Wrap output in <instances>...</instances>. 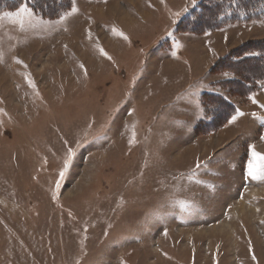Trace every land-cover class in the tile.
Here are the masks:
<instances>
[{
	"label": "rangeland",
	"instance_id": "1",
	"mask_svg": "<svg viewBox=\"0 0 264 264\" xmlns=\"http://www.w3.org/2000/svg\"><path fill=\"white\" fill-rule=\"evenodd\" d=\"M44 1L0 8H33L0 20V264H264V179L247 174L264 88L231 93L211 71L264 40V16L191 32L201 0H75L50 25L72 0ZM208 88L244 115L200 128Z\"/></svg>",
	"mask_w": 264,
	"mask_h": 264
},
{
	"label": "trees",
	"instance_id": "2",
	"mask_svg": "<svg viewBox=\"0 0 264 264\" xmlns=\"http://www.w3.org/2000/svg\"><path fill=\"white\" fill-rule=\"evenodd\" d=\"M15 1L0 0V8L5 7L7 4L15 3ZM54 3L55 0L41 2L42 7L45 9H48ZM261 5H264V0H236L235 4L232 3V0H201L198 7L192 10L185 20L182 21L179 29L186 31L185 29L182 30L183 24L191 32L201 28L202 30L218 28L221 27L220 24L225 22L227 18L237 15L238 11L241 10L244 15L250 14L247 20L255 19L258 16H264V8ZM226 9L231 10L230 14L226 13ZM221 13L225 14L221 15ZM249 51L258 52L261 55L255 57L245 56L244 54ZM211 71H219V73L224 71L232 72L234 74L233 76L220 79L215 85L227 89L231 93L241 94L243 96L250 95L253 92L251 88L256 89L260 87L258 81L264 79V40L260 41L257 45L245 44L238 49L232 50L220 58L213 65ZM202 106L205 114L199 120L198 124L201 126L200 128L207 130H213L215 127H218L236 111L235 106L222 95L210 92H204L202 94Z\"/></svg>",
	"mask_w": 264,
	"mask_h": 264
},
{
	"label": "snow or ice",
	"instance_id": "3",
	"mask_svg": "<svg viewBox=\"0 0 264 264\" xmlns=\"http://www.w3.org/2000/svg\"><path fill=\"white\" fill-rule=\"evenodd\" d=\"M235 2H236V0H232L233 4H235ZM191 3H192V5H195L197 3V0H191ZM261 7L264 8V5H261ZM184 10L186 11L187 9H184ZM77 11H78V9L76 7L75 0H72L71 10L70 11H65L62 14H60L58 16V19H55V20H51V19L50 20H44L42 22L44 24L55 25V24H58L60 21L65 20L66 17L72 15L73 13H75ZM230 11H231L230 9H226V13L230 14ZM224 14L225 13H221V15H224ZM176 15H179V13H177ZM240 15L241 16L243 15V11L242 10L240 11ZM5 18L18 20L20 22L21 27H23L25 19H28L29 21H31L33 19V8L29 7L25 3H19L18 7H16L15 10L0 11V20L5 19ZM262 23H264V21H262ZM89 35H91V34H89ZM121 35H123V34L121 33ZM166 35H171V33L170 32L166 33ZM101 52L103 53V49H101ZM104 54L106 55V53H104ZM172 55L175 56L176 53L173 52ZM244 55L245 56L255 57V56H260L261 53H258V52H255V51H249V52H246ZM2 59H3V53H0V60H2ZM17 63H22V61L17 60ZM233 75L234 74L232 72H230V71H224V72L221 73V78H228V77L233 76ZM25 79L28 80L29 85H32V81H31V79L29 77L26 76ZM258 83H259L261 88H264V80H260V81H258ZM193 91L195 93V92H197L199 90L197 89V90H193ZM208 92L215 93L217 95H222V93L219 92L218 89L208 88ZM250 99H252V102L254 104L258 103L254 97H250ZM198 105H199V102L197 103V110H199ZM259 107L262 110H264V104H260ZM243 115H244L243 112H241L239 109H236L235 114L231 115V117L228 119L227 123L228 124H233L237 120L238 117L243 116ZM251 116L253 118H255L257 121H264V115H261L259 112H252ZM89 127H91V125H89ZM100 135L101 134L98 133L97 137H94V138H99ZM262 139H264V137H262ZM65 143H67V141H65ZM131 143H133V141L129 140V144H131ZM78 147H79V145H78ZM73 154H74V150L71 147L67 148V158L64 160L63 167H62V169L59 172V179L56 181L57 187L60 186L61 181L63 180L66 172L69 169ZM252 156L255 157V158L260 159L262 161V163L260 164V166L257 167V166H254L252 160H249V162H248V173H247L248 176H250L254 180L255 179H264V156H261V154L256 153L255 151L252 152ZM203 165H204V162L199 160V158H197V161H196V163L194 165V168L192 169V174L194 175L195 172L197 170H199ZM166 234L167 233H165V235ZM105 235H107V231L105 232ZM249 251L250 252L252 251L251 241H249ZM256 259H257L256 256L253 255L252 256V260H256Z\"/></svg>",
	"mask_w": 264,
	"mask_h": 264
},
{
	"label": "crops",
	"instance_id": "4",
	"mask_svg": "<svg viewBox=\"0 0 264 264\" xmlns=\"http://www.w3.org/2000/svg\"><path fill=\"white\" fill-rule=\"evenodd\" d=\"M219 59V58H218ZM264 80V79H263ZM220 92V91H219ZM224 98H226L229 102H231L235 107H236V104L233 103L231 100H229L225 95H222ZM237 109V108H236ZM204 110V109H203ZM203 115H204V111H203ZM202 115V116H203Z\"/></svg>",
	"mask_w": 264,
	"mask_h": 264
}]
</instances>
